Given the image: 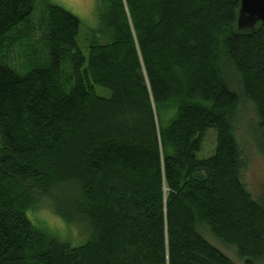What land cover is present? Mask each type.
<instances>
[{
	"label": "trees",
	"instance_id": "1",
	"mask_svg": "<svg viewBox=\"0 0 264 264\" xmlns=\"http://www.w3.org/2000/svg\"><path fill=\"white\" fill-rule=\"evenodd\" d=\"M34 3L0 0V264H236L204 232L264 258L232 131L251 103L264 157V26L236 29L239 0H96L85 56L79 20L50 3L48 55L21 75L2 49ZM40 203L83 243L34 223Z\"/></svg>",
	"mask_w": 264,
	"mask_h": 264
},
{
	"label": "rangeland",
	"instance_id": "2",
	"mask_svg": "<svg viewBox=\"0 0 264 264\" xmlns=\"http://www.w3.org/2000/svg\"><path fill=\"white\" fill-rule=\"evenodd\" d=\"M50 3L66 10L79 20L80 29L77 44L83 55L87 56L89 43L94 37H97L94 33L97 27L96 0H35L31 20L33 28H18L10 35L13 44L2 49L3 54L7 55L8 64L17 69L23 67V70L19 71L21 75L26 74L30 66H33L38 59L42 60L45 57V50L46 55H48L46 6ZM229 87L232 91L238 92L237 81L230 80ZM95 92L99 97L108 98L110 96L107 90L99 87L95 88ZM256 121L252 104L247 101H240L232 122L233 137L240 150L241 162L243 163L239 172L240 181L252 198L264 200V157L256 145ZM214 145L215 132L209 130L204 136L202 149L198 152L197 158L209 157L213 153ZM28 216L40 227L50 230L49 232L56 237L58 242H67L71 245L81 244L82 241L79 242L78 238L79 232L66 231L65 225L52 213L48 205L43 203L36 205L28 213ZM203 238L236 264H244L236 256L234 249H229L230 247L225 246L205 232ZM254 264H264V258Z\"/></svg>",
	"mask_w": 264,
	"mask_h": 264
},
{
	"label": "water",
	"instance_id": "3",
	"mask_svg": "<svg viewBox=\"0 0 264 264\" xmlns=\"http://www.w3.org/2000/svg\"><path fill=\"white\" fill-rule=\"evenodd\" d=\"M235 26L238 31L251 30L256 24L264 26V0H239Z\"/></svg>",
	"mask_w": 264,
	"mask_h": 264
}]
</instances>
